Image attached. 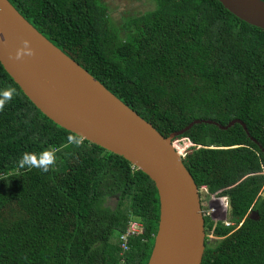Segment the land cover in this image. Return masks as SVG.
Segmentation results:
<instances>
[{"label": "trees", "instance_id": "trees-1", "mask_svg": "<svg viewBox=\"0 0 264 264\" xmlns=\"http://www.w3.org/2000/svg\"><path fill=\"white\" fill-rule=\"evenodd\" d=\"M46 39L162 136L192 143L182 159L197 188L227 197L230 223L204 217L201 264H264V30L217 0H150L116 25L104 0H8ZM264 1V0H263ZM17 95L0 112V264H147L158 229L154 183L124 158L44 116L0 64V89ZM254 139L256 142L252 141ZM57 150L48 172L21 169L28 152ZM250 210L259 220L248 219Z\"/></svg>", "mask_w": 264, "mask_h": 264}, {"label": "water", "instance_id": "water-1", "mask_svg": "<svg viewBox=\"0 0 264 264\" xmlns=\"http://www.w3.org/2000/svg\"><path fill=\"white\" fill-rule=\"evenodd\" d=\"M239 20L264 30L263 0H217ZM29 40L35 55L16 60ZM0 64L30 102L57 126L83 135L91 144L124 158L154 183L159 198L158 229L147 264H201L205 250L200 192L173 142L193 125L162 136L78 63L35 29L8 0H0ZM252 141L256 142L254 139ZM231 209V207H230ZM258 221L255 210L246 216Z\"/></svg>", "mask_w": 264, "mask_h": 264}, {"label": "rangeland", "instance_id": "rangeland-1", "mask_svg": "<svg viewBox=\"0 0 264 264\" xmlns=\"http://www.w3.org/2000/svg\"><path fill=\"white\" fill-rule=\"evenodd\" d=\"M104 3L112 21L118 26L127 17L138 16L154 8V4L150 0H104ZM173 146L182 153L190 151L192 148L190 141L185 138H177L174 140ZM200 196L204 215H207L214 223L222 222L225 226L230 223V204L227 197H221L218 193L209 194L205 187L200 192ZM207 237L212 241L217 239L211 233H208Z\"/></svg>", "mask_w": 264, "mask_h": 264}, {"label": "clouds", "instance_id": "clouds-1", "mask_svg": "<svg viewBox=\"0 0 264 264\" xmlns=\"http://www.w3.org/2000/svg\"><path fill=\"white\" fill-rule=\"evenodd\" d=\"M35 55V50L31 47L29 40L22 41V47L18 48L15 53V59L21 60L25 56L31 57ZM17 95V89L11 85L0 89V112L5 109L14 96ZM83 135L74 134L68 137V144L80 146L83 143ZM57 163V150L55 148H47L40 152H24L17 161V166L21 169H38L42 172H48Z\"/></svg>", "mask_w": 264, "mask_h": 264}, {"label": "built area", "instance_id": "built-area-1", "mask_svg": "<svg viewBox=\"0 0 264 264\" xmlns=\"http://www.w3.org/2000/svg\"><path fill=\"white\" fill-rule=\"evenodd\" d=\"M192 144V143H191ZM174 149L180 154L181 158L183 159L185 155L189 152H179V149L177 147H174ZM204 189V187H201ZM231 225L230 223L226 226ZM143 233V225L142 223L136 221V220H130L127 224V227L125 231L119 236V259L120 264H124L125 260V253L129 250V239L131 237L138 236Z\"/></svg>", "mask_w": 264, "mask_h": 264}, {"label": "flooded vegetation", "instance_id": "flooded-vegetation-1", "mask_svg": "<svg viewBox=\"0 0 264 264\" xmlns=\"http://www.w3.org/2000/svg\"><path fill=\"white\" fill-rule=\"evenodd\" d=\"M251 211V210H250ZM204 217H208L207 215H204ZM231 225H233L232 223H231ZM207 239H208V241H207V243L209 242V241H211L212 239H210L209 237H207Z\"/></svg>", "mask_w": 264, "mask_h": 264}]
</instances>
